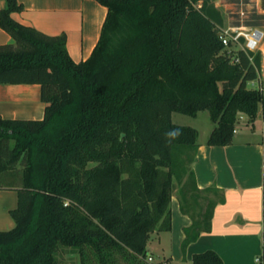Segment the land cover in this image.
Returning a JSON list of instances; mask_svg holds the SVG:
<instances>
[{"label": "trees", "instance_id": "1", "mask_svg": "<svg viewBox=\"0 0 264 264\" xmlns=\"http://www.w3.org/2000/svg\"><path fill=\"white\" fill-rule=\"evenodd\" d=\"M95 1L107 14L80 62L65 33L14 18L19 0L0 9L14 39L0 45V84H40L45 103L42 119L0 118V188L18 195L15 227L0 230V264H74L65 253L80 264H158L147 245L153 232L172 229L174 178L192 219L185 252L211 230L225 197L198 187V130L173 123L172 113L208 111L211 146L232 144L244 115L264 120L262 52L223 43L225 15L214 0ZM192 264L223 260L210 249Z\"/></svg>", "mask_w": 264, "mask_h": 264}, {"label": "crops", "instance_id": "2", "mask_svg": "<svg viewBox=\"0 0 264 264\" xmlns=\"http://www.w3.org/2000/svg\"><path fill=\"white\" fill-rule=\"evenodd\" d=\"M19 1L24 10L13 14L16 20L49 35L65 33L68 51L77 62L91 55L106 18L105 6L95 0ZM5 7L6 0H0V9ZM9 43L14 39L0 26V45ZM44 113L40 84H0V118L42 119ZM242 119L248 121L246 115ZM255 130L254 124L250 130L237 127L234 142L225 146L207 144L211 131L207 138L198 140L192 164L197 185L201 189L215 186L225 201L215 207L211 230L203 232L184 252V229L192 219L181 212L179 198L173 195L176 206L172 210V229L151 234L147 245L151 262L192 264L195 253L211 249L220 255L223 264H262L257 258L262 255L264 238V120L262 135L249 137ZM17 204L15 190L0 188V230L15 227L10 212Z\"/></svg>", "mask_w": 264, "mask_h": 264}, {"label": "rangeland", "instance_id": "3", "mask_svg": "<svg viewBox=\"0 0 264 264\" xmlns=\"http://www.w3.org/2000/svg\"><path fill=\"white\" fill-rule=\"evenodd\" d=\"M214 2L222 9L225 15V27L242 26L245 28H260L264 31V8L262 0H214ZM259 50L263 55L261 80H264V40ZM249 86L256 88L259 86V82L257 81L255 83H251ZM172 122L178 125L190 126L197 129L199 133L198 140L207 138L210 131H212L214 127V123L212 122L208 111H201L196 117L173 112ZM247 122V119L241 118V121L238 123L237 127L239 129L242 127L243 130H250V126H252V124L248 126ZM262 124L263 118L262 114L260 113L254 122L256 129L254 135L252 136V134H249V137H260L262 135ZM185 179L186 175L183 176V180ZM180 186L181 183L178 182L177 178H174V199L175 196L180 199ZM175 206V202L171 203V208L173 211ZM154 236L155 234L153 237ZM151 245L155 246L156 244L152 242ZM64 256V260L67 263L80 264L78 255L65 253ZM158 257L159 256H156V259H158Z\"/></svg>", "mask_w": 264, "mask_h": 264}, {"label": "built area", "instance_id": "4", "mask_svg": "<svg viewBox=\"0 0 264 264\" xmlns=\"http://www.w3.org/2000/svg\"><path fill=\"white\" fill-rule=\"evenodd\" d=\"M221 38L225 45L233 43L238 45L245 51L256 52L261 48L264 40V31L260 28H245L242 26L237 27H223L221 30ZM264 82V80H263ZM264 255V238H263V252L257 260L262 261ZM149 260H152L150 257Z\"/></svg>", "mask_w": 264, "mask_h": 264}, {"label": "water", "instance_id": "5", "mask_svg": "<svg viewBox=\"0 0 264 264\" xmlns=\"http://www.w3.org/2000/svg\"><path fill=\"white\" fill-rule=\"evenodd\" d=\"M124 134H122V136H123Z\"/></svg>", "mask_w": 264, "mask_h": 264}]
</instances>
